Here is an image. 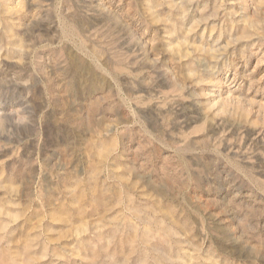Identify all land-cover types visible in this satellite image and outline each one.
Segmentation results:
<instances>
[{"label": "rangeland", "instance_id": "1", "mask_svg": "<svg viewBox=\"0 0 264 264\" xmlns=\"http://www.w3.org/2000/svg\"><path fill=\"white\" fill-rule=\"evenodd\" d=\"M0 264H264V0H0Z\"/></svg>", "mask_w": 264, "mask_h": 264}]
</instances>
